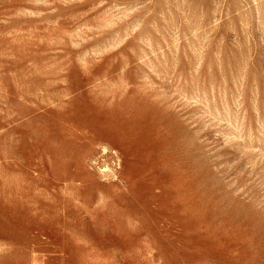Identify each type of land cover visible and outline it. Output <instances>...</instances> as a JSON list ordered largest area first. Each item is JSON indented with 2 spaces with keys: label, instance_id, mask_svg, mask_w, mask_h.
Masks as SVG:
<instances>
[{
  "label": "rangeland",
  "instance_id": "obj_1",
  "mask_svg": "<svg viewBox=\"0 0 264 264\" xmlns=\"http://www.w3.org/2000/svg\"><path fill=\"white\" fill-rule=\"evenodd\" d=\"M0 264H264V0H0Z\"/></svg>",
  "mask_w": 264,
  "mask_h": 264
}]
</instances>
